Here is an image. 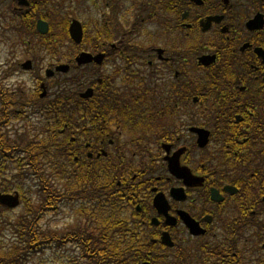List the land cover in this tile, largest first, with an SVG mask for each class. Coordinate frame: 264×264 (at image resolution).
I'll return each instance as SVG.
<instances>
[{"label": "flooded vegetation", "instance_id": "obj_1", "mask_svg": "<svg viewBox=\"0 0 264 264\" xmlns=\"http://www.w3.org/2000/svg\"><path fill=\"white\" fill-rule=\"evenodd\" d=\"M33 1L7 5L20 24L31 8H44L35 29L22 27L27 47L48 35L38 22L54 11ZM76 1L77 13L60 21L74 43L71 58L47 67L46 53L35 49L41 60L36 55L19 63L11 93L1 80L13 107L21 106L14 111L31 119L29 95L40 96L42 83L47 90L50 79L66 75L47 78L49 68L69 64L88 82L79 98L95 99L90 115L75 116L88 127L59 129L74 154L68 167L89 168L93 182L111 184L124 209L142 218L156 248L142 263L181 257L187 264H264V0ZM74 19L83 27L79 43L69 32ZM83 52L95 59L79 64ZM4 73L3 80L13 76ZM88 89L92 95L82 98ZM4 178L15 180L9 172L0 183ZM17 193V206L0 202V264H14L17 219L10 213L24 204L16 188H0V194ZM158 194L167 202L168 222L155 205ZM164 232L172 246L162 243Z\"/></svg>", "mask_w": 264, "mask_h": 264}, {"label": "trees", "instance_id": "obj_2", "mask_svg": "<svg viewBox=\"0 0 264 264\" xmlns=\"http://www.w3.org/2000/svg\"><path fill=\"white\" fill-rule=\"evenodd\" d=\"M61 4L62 0H36L32 3L44 7L57 5L55 11H50L53 17L51 31L42 38L38 50L46 54L59 51V60L64 57L68 60L74 43L68 36L67 24H56ZM30 11V15L24 16L29 19L12 28L21 32L23 26L35 29V20L45 14L37 7ZM55 32L63 38H54ZM63 76L62 81L52 82L53 79H50L47 82L49 92L46 97L41 98L37 93L29 95V103L35 109L33 112H42L46 118L40 137L34 135L30 140L25 137L26 133L12 138L4 131L11 120L21 118L22 113L9 111L16 102L15 98L10 99L0 85V91H3L0 93L3 104L0 114V175L17 170L14 176L16 182H5L4 178L0 188H16L27 208L14 225L18 240L11 248V259H14V264H24L30 256L45 253L47 247L62 248L71 244L77 247L78 255H71L69 259L72 260L68 264H140L156 251L143 231L142 218L124 209L125 201L114 195L111 184L93 182L89 168L70 171L68 167L69 162H74V154L69 148V139H63L59 129L65 127L66 131H75L80 125L88 127L90 123L86 118L75 116L90 115L95 98L87 103L79 98L77 93L83 84L88 83L82 73L71 69ZM27 179L39 184V204L32 200L31 188L26 186ZM59 181L61 187L57 184ZM64 199L73 203L79 200L80 204H75L73 208L78 218L76 226L66 232L43 229L41 221L44 216L57 210ZM161 261L164 264H187L181 257L178 261L166 258Z\"/></svg>", "mask_w": 264, "mask_h": 264}, {"label": "rangeland", "instance_id": "obj_3", "mask_svg": "<svg viewBox=\"0 0 264 264\" xmlns=\"http://www.w3.org/2000/svg\"><path fill=\"white\" fill-rule=\"evenodd\" d=\"M8 3V2H7ZM7 5L5 4V0H0V83H2L8 93L15 88V82L18 78L17 72L15 70L18 68L19 63L23 61L26 57H33L36 55L40 56L41 53H38L35 50V44L30 43L29 47L26 46L27 38L24 37V41H22L23 33L21 31H16L15 28H12L13 22L16 20L13 19L11 13L9 12ZM75 5H81L76 0H62L61 11L58 19L56 20V24L60 23L61 19L65 16L73 13L75 15L77 13V9ZM86 5V4H84ZM57 12V10H56ZM55 36H58V33L55 32ZM38 39V38H36ZM40 41V40H39ZM38 41V42H39ZM59 51L58 52H49L48 54H43V64L47 67L50 63L57 64L59 60ZM61 59V58H60ZM41 60V59H40ZM39 63V62H38ZM44 65L40 68L43 69ZM7 70V73H12L13 76H9L8 80L4 79L5 75L4 71ZM43 73V71H42ZM44 75V74H43ZM32 78V75L29 76ZM59 79L63 80L64 77H60ZM22 81V80H21ZM33 85V82L30 83ZM29 86V88L31 87ZM25 87V86H23ZM72 91V90H71ZM10 99L14 98L13 95L9 97ZM16 101V100H15ZM0 103V112H1ZM21 106L15 105L11 108V111L15 109H20ZM34 109V108H33ZM35 110V109H34ZM46 124V118L42 113L37 112L34 113L31 119H13L10 124L5 128V132L12 138H16L19 135H23L26 133L25 137L27 139H32L34 135H37V138L40 137L41 128ZM64 159V158H63ZM65 160V159H64ZM17 173V170L14 169L9 172L11 177H14ZM26 186L31 188L32 191V200L35 204H39L41 202V196L39 192V184L35 180L27 179ZM57 181V180H56ZM16 182V181H14ZM57 184H61L59 181ZM75 204H80L79 200L73 203L70 200L64 199L60 204L57 210L51 211L47 213L41 221V226L45 230L58 231V232H66L69 229H72L76 226L78 222V218L73 211ZM27 208L24 204H22L15 211H11L10 218L11 221L16 220L19 216L26 212ZM75 210V209H74ZM10 241H14L15 237L13 234L9 233ZM75 255H78L77 247H74L71 244H67L62 248H47L45 249V253H40L35 256H30L29 259L24 264H68L71 262L72 258ZM164 264V263H160Z\"/></svg>", "mask_w": 264, "mask_h": 264}, {"label": "water", "instance_id": "obj_4", "mask_svg": "<svg viewBox=\"0 0 264 264\" xmlns=\"http://www.w3.org/2000/svg\"><path fill=\"white\" fill-rule=\"evenodd\" d=\"M20 4H28L27 0H19ZM38 29L41 33L45 34L49 31V24L44 21V20H40L38 22ZM69 32L71 37L77 42L79 43L82 40L83 37V27L82 24L78 21V20H73L70 27H69ZM92 58H94L90 53H81L78 57H77V62L79 64H82L84 62H88L91 61ZM95 59V58H94ZM24 67L26 69L31 67V62L27 61L26 63H24ZM56 70L58 71H64L67 72L69 70V65L67 64H61L59 66L56 67ZM54 74V71L51 69L47 70V75L51 76ZM93 90L92 89H88L86 92L82 93V97H90L92 95ZM169 168L171 170V172H176V167L173 165L172 162H170L169 164ZM0 202L3 204H6L10 207H15L19 204V194H15V195H11V194H0ZM155 205L158 206V208L167 216V222L170 219L169 215H168V205L166 200L164 199V197L161 194H158L156 197V201H155ZM162 242L166 245L172 246L173 242L171 240V237L169 235V233L164 232L162 234ZM143 264H150V263H143Z\"/></svg>", "mask_w": 264, "mask_h": 264}]
</instances>
